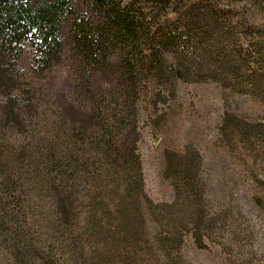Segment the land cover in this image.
I'll use <instances>...</instances> for the list:
<instances>
[{
  "label": "trees",
  "instance_id": "1",
  "mask_svg": "<svg viewBox=\"0 0 264 264\" xmlns=\"http://www.w3.org/2000/svg\"><path fill=\"white\" fill-rule=\"evenodd\" d=\"M240 27L216 0H0V250L11 264H71L78 239L98 257L88 264H120L137 249L147 215L168 225L170 205L144 193L145 80L210 81L264 99V53L243 45ZM26 54L43 90L21 89ZM47 96L57 119L38 137ZM224 121L247 133L243 122ZM13 135L30 140L16 148ZM196 167L167 160L179 195H197ZM57 195L61 216L48 207ZM172 242L159 239L162 248Z\"/></svg>",
  "mask_w": 264,
  "mask_h": 264
},
{
  "label": "rangeland",
  "instance_id": "2",
  "mask_svg": "<svg viewBox=\"0 0 264 264\" xmlns=\"http://www.w3.org/2000/svg\"><path fill=\"white\" fill-rule=\"evenodd\" d=\"M196 2L183 0V5ZM216 2L241 25L243 45L257 43L264 53V2ZM167 18L174 23L178 16L169 12ZM20 66L27 71L21 89L43 90L44 82L37 81L29 71L28 54ZM145 85L137 144L144 193L154 205H170L166 208L170 222L162 226L147 215L137 249L129 248V255L120 264H264V99L210 81L174 80L162 87L147 77ZM41 105L44 128L38 137H48L57 111L49 96ZM226 116L233 122H243L247 133L242 134L234 123H225ZM10 140L17 148L30 139L13 135ZM168 159L197 164L192 179L196 196L179 195L175 177L166 172ZM48 207L52 214L61 216V197L51 199ZM25 223L32 226L34 222ZM83 223L75 224L74 236ZM166 235L173 242L162 248L159 239ZM76 241L70 246L80 258H73L71 264H88L87 260L99 263L88 243ZM12 262L0 250V264Z\"/></svg>",
  "mask_w": 264,
  "mask_h": 264
}]
</instances>
